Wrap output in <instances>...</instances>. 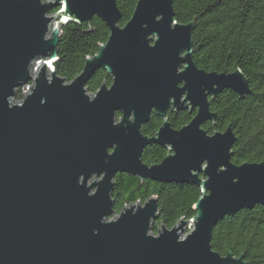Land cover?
<instances>
[{"label":"water","instance_id":"95a60500","mask_svg":"<svg viewBox=\"0 0 264 264\" xmlns=\"http://www.w3.org/2000/svg\"><path fill=\"white\" fill-rule=\"evenodd\" d=\"M95 16L108 40L74 79L58 75L63 26ZM122 18L118 0H0V264H245L216 251L213 234L226 216L264 204V160L235 163L232 125H203L217 120L211 99L244 97L249 78L196 64L197 18L178 21L174 0H138ZM100 69L112 83L91 92ZM182 109L195 115L177 129L167 114ZM154 111L164 121L146 135ZM153 143L168 153L149 164ZM119 172L198 185L195 216L155 232L156 196L116 213Z\"/></svg>","mask_w":264,"mask_h":264},{"label":"trees","instance_id":"16d2710c","mask_svg":"<svg viewBox=\"0 0 264 264\" xmlns=\"http://www.w3.org/2000/svg\"><path fill=\"white\" fill-rule=\"evenodd\" d=\"M138 0H118L123 13L121 24L133 15ZM176 18L188 23L197 18L193 32L196 64L207 71H234L239 67L249 78L250 93L241 97L229 89L211 99V110L217 113L215 122L203 126L210 132L225 130L232 125L237 135L233 148L235 163L264 160V0H174ZM57 10V9H55ZM110 29L98 16L91 24L70 21L63 26L59 57L54 66L58 75L74 79L85 67L89 55L96 54L100 44L108 40ZM112 83L105 69L96 71L87 87L97 91L103 83ZM23 90L20 89L18 98ZM121 116L122 113H119ZM195 112L189 109L169 110L167 116L174 128L189 123ZM164 118L153 112L142 127L146 135H154ZM168 149L153 143L146 147L143 160L159 163ZM113 197L119 213L127 204L158 198L160 217L154 231L162 225L172 228L181 218L195 216L194 205L201 188L192 182L142 180L138 176L119 172L115 177ZM213 248L226 255H244L245 264H264V204L243 208L228 215L216 225Z\"/></svg>","mask_w":264,"mask_h":264},{"label":"built area","instance_id":"2783aa9c","mask_svg":"<svg viewBox=\"0 0 264 264\" xmlns=\"http://www.w3.org/2000/svg\"><path fill=\"white\" fill-rule=\"evenodd\" d=\"M40 61H41V60H40ZM40 61H39V62H40ZM22 90H23V94H22V97H23V96L28 92V89H27V88H22ZM22 97H21V98H22ZM21 98H19V99H21Z\"/></svg>","mask_w":264,"mask_h":264},{"label":"rangeland","instance_id":"374dc122","mask_svg":"<svg viewBox=\"0 0 264 264\" xmlns=\"http://www.w3.org/2000/svg\"><path fill=\"white\" fill-rule=\"evenodd\" d=\"M183 237H185V234L183 235Z\"/></svg>","mask_w":264,"mask_h":264}]
</instances>
